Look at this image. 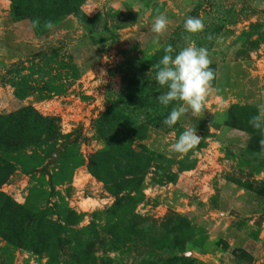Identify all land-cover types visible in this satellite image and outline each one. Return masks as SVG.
Returning <instances> with one entry per match:
<instances>
[{
	"label": "rangeland",
	"instance_id": "obj_1",
	"mask_svg": "<svg viewBox=\"0 0 264 264\" xmlns=\"http://www.w3.org/2000/svg\"><path fill=\"white\" fill-rule=\"evenodd\" d=\"M192 43L214 79L169 128L155 65ZM260 104L264 0H0V264H264Z\"/></svg>",
	"mask_w": 264,
	"mask_h": 264
},
{
	"label": "clouds",
	"instance_id": "obj_2",
	"mask_svg": "<svg viewBox=\"0 0 264 264\" xmlns=\"http://www.w3.org/2000/svg\"><path fill=\"white\" fill-rule=\"evenodd\" d=\"M168 19L164 15H157L151 23V31L160 34L166 30ZM32 27H40L39 18L32 21ZM43 27L52 30L55 27L53 21L48 20ZM204 24L200 18L188 16L183 29L188 34L202 31ZM164 55L155 65L156 83L167 90L161 93L157 99L160 105L165 107L173 102H180L179 106H173L163 120V124L172 128L181 117L190 112L197 117L204 107L206 95L212 80L214 70L210 67L208 51L204 47H198L194 43L175 52L172 45L166 46ZM249 125L260 134V150L264 152V104L257 106V114L249 120ZM201 138L195 128H185L171 145V151L175 153H187L199 144Z\"/></svg>",
	"mask_w": 264,
	"mask_h": 264
},
{
	"label": "crops",
	"instance_id": "obj_3",
	"mask_svg": "<svg viewBox=\"0 0 264 264\" xmlns=\"http://www.w3.org/2000/svg\"><path fill=\"white\" fill-rule=\"evenodd\" d=\"M231 130H232V129H230L229 126H227V125H222L221 128L217 130V138H218L217 143L220 144V142L222 143L223 140L225 141L226 138L228 137L229 132H231ZM233 130H234V129H233ZM233 130H232V131H233ZM169 136H170V135H169ZM177 138H178V137H174V138L171 137L170 139L176 141Z\"/></svg>",
	"mask_w": 264,
	"mask_h": 264
},
{
	"label": "trees",
	"instance_id": "obj_4",
	"mask_svg": "<svg viewBox=\"0 0 264 264\" xmlns=\"http://www.w3.org/2000/svg\"><path fill=\"white\" fill-rule=\"evenodd\" d=\"M25 111H26V110L23 109V110H21V112H19V114L22 115V116H25V115L23 114ZM38 116H39V115H38ZM40 117L42 118V120H46V121L49 120L48 117H43V116H41V115H40ZM40 122L44 123V121H40ZM5 176H7V175L4 174V178H5Z\"/></svg>",
	"mask_w": 264,
	"mask_h": 264
}]
</instances>
